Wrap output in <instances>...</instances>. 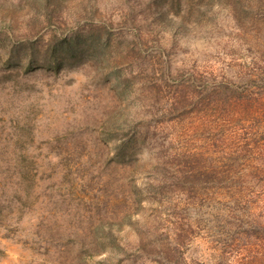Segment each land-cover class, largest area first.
Masks as SVG:
<instances>
[{
	"label": "rangeland",
	"instance_id": "1",
	"mask_svg": "<svg viewBox=\"0 0 264 264\" xmlns=\"http://www.w3.org/2000/svg\"><path fill=\"white\" fill-rule=\"evenodd\" d=\"M0 0V264H264V0Z\"/></svg>",
	"mask_w": 264,
	"mask_h": 264
},
{
	"label": "trees",
	"instance_id": "2",
	"mask_svg": "<svg viewBox=\"0 0 264 264\" xmlns=\"http://www.w3.org/2000/svg\"><path fill=\"white\" fill-rule=\"evenodd\" d=\"M48 1H50V0H47L46 3H47Z\"/></svg>",
	"mask_w": 264,
	"mask_h": 264
}]
</instances>
